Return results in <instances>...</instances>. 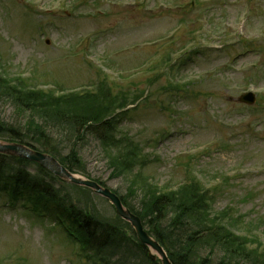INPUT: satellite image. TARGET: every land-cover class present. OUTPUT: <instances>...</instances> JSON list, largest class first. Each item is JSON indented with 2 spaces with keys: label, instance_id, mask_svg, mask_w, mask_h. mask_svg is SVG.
Segmentation results:
<instances>
[{
  "label": "rangeland",
  "instance_id": "obj_1",
  "mask_svg": "<svg viewBox=\"0 0 264 264\" xmlns=\"http://www.w3.org/2000/svg\"><path fill=\"white\" fill-rule=\"evenodd\" d=\"M161 2L169 4V10L162 9ZM191 2L197 3V0ZM247 2L211 0L207 3L208 10L190 13L183 10L190 0H0V69L5 76L27 78L34 88L45 83L57 84V91L93 88L106 77L100 73V67L118 71V74L119 70L133 68L145 71L150 54H158L156 49L161 48L159 57L169 54V49L161 43L153 42L148 49L144 45L171 32L175 35V28L180 30L172 39L181 36L185 45L197 44L196 39L231 41L240 33V37L248 38L245 32L252 35L259 31L262 37L245 39L243 45L222 51L197 52L178 73L181 80L186 77L197 81L190 86L193 91L189 95L166 93L160 86L167 83V76H164L154 85L158 94L143 97L139 107L128 113L131 118H121L119 126L140 141L151 158H158L147 164L144 173L160 185L176 187L186 181L185 168L176 166L177 159L183 157L180 152L196 150L206 144L215 150L207 157L198 158L191 174L201 172V179L208 187L220 183L218 174L231 176L234 169L246 171L249 166L258 167V173L246 171L225 182L222 189L215 192L213 208L216 211L231 207L232 215H243L233 229L256 232L264 241V101L259 100L264 92V0H252L256 10L251 13V22L247 29L242 25L237 29L235 24L239 17L245 16L247 8H251ZM219 8L226 12L223 19L228 21L226 24L216 19ZM220 14L223 16L224 12ZM205 16L219 26L209 27ZM182 20L188 22L182 23ZM174 61L173 58L164 63L162 71H167ZM146 77L145 71L135 80L140 84ZM108 81L113 83L115 78L109 76ZM249 81L256 83L259 94L260 106L254 109L241 105L238 97ZM113 88L119 90L120 86L114 84ZM191 94L195 96L190 97ZM172 98L174 109L169 107V102L159 101ZM257 103L252 106L259 105ZM209 107L214 110L217 121H213ZM159 110L164 111L160 113ZM28 115L18 110L13 100L0 96L2 120L24 128ZM179 128L182 132L169 135ZM156 134L169 136H160V141L154 143ZM222 138L227 141L223 148ZM56 141L65 153L75 146L86 173L106 181L107 186L120 194L132 197V204L139 207V198L128 192V176L111 175L108 155L94 134L77 141L62 127L56 131ZM218 143L221 148H217ZM187 162V159L179 160L184 167ZM72 194L75 196V192ZM95 201L102 213L114 214L109 201L101 197H96ZM54 220L55 214L50 211L43 217L29 215L23 210L22 201L13 204L2 193L0 264H80L58 227L53 228Z\"/></svg>",
  "mask_w": 264,
  "mask_h": 264
},
{
  "label": "trees",
  "instance_id": "obj_2",
  "mask_svg": "<svg viewBox=\"0 0 264 264\" xmlns=\"http://www.w3.org/2000/svg\"><path fill=\"white\" fill-rule=\"evenodd\" d=\"M5 90L14 96L13 98L20 104L19 107L30 110L33 116L27 121L28 123H24V128L22 125L18 127L9 124L0 118V137L17 140L36 149L48 151L71 170L80 169L81 162L76 149L72 148L67 155L61 153L57 145L51 141L55 137L50 130L59 131L65 127L69 129L71 136L79 138L80 133L92 128L93 123L96 124L109 111V107L105 104L97 107L89 101L82 100L73 103L64 101L59 105L38 98L35 93L21 94L13 87H6ZM36 118H39L42 123L37 122ZM99 129H104L101 131L103 134L101 139L113 148H120L118 143L114 144L115 147L111 144L109 140L111 136L108 135L109 127L101 126ZM128 151V148L123 152L119 150L110 163L116 176L132 168L133 160ZM33 164L35 163L22 157L12 158L0 155V182L6 181L11 184L10 186L17 192L16 195L23 196L28 190L37 193L48 203L63 205L76 227V234L90 251H95V255L101 260L105 258L106 253L113 255L118 253L125 259L117 261V264H134L135 260L141 264H149L147 248L137 238L125 235L121 226L123 221L119 217L114 221L101 218L91 202L85 203L83 208L76 206L74 202L67 199L63 189L54 183L56 179L50 171L37 165L38 171L31 173L28 167ZM137 187L138 181L135 177L129 187V193L135 194ZM123 202L134 210L126 196H123ZM142 205V215L139 211L137 213L139 212L147 220L150 231L152 230L162 243L169 246L173 263L194 264L197 258V245L205 238L200 232L194 231L193 225V223L204 225L205 219L201 214L202 200L196 199L194 194L177 198L174 194L157 195L151 192L145 195ZM169 219L172 223L165 226L163 220ZM206 228L209 229V227ZM224 237L229 244V238ZM226 247L230 248L227 245ZM134 248L139 257L135 254ZM237 254H245V251L237 252ZM107 259L110 260V257ZM218 264H232V261L222 259Z\"/></svg>",
  "mask_w": 264,
  "mask_h": 264
},
{
  "label": "water",
  "instance_id": "obj_3",
  "mask_svg": "<svg viewBox=\"0 0 264 264\" xmlns=\"http://www.w3.org/2000/svg\"><path fill=\"white\" fill-rule=\"evenodd\" d=\"M0 151L12 153V154L23 155V156L29 157L31 159L38 160L66 179H69V180L74 181V182L85 183V184H88L90 186H93L97 192L102 193V194L108 196L109 198H111L113 200V202L116 204L120 214L123 217L132 221V223L136 227L137 232L139 234V237L141 238L142 241L151 245L152 247H154L156 250H158L163 255V264H171V262L167 259V257L165 256V254H164L163 250L160 248V246L143 231L140 219L135 217L134 215H132L130 213V211L125 210L123 208V206L121 205L118 197L113 195L109 190L102 189L99 186H97L95 183H92L90 181H83V180L76 178L71 173H69L65 168L60 166L57 163V161L54 160L49 155L42 154L40 152H34V151L30 150L29 148H27L23 145H20L17 143H9V144L0 143Z\"/></svg>",
  "mask_w": 264,
  "mask_h": 264
}]
</instances>
